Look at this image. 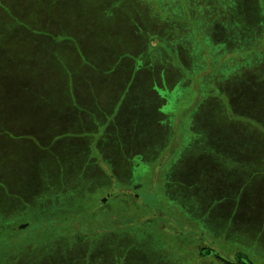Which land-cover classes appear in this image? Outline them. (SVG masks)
Masks as SVG:
<instances>
[{"label":"rangeland","instance_id":"obj_1","mask_svg":"<svg viewBox=\"0 0 264 264\" xmlns=\"http://www.w3.org/2000/svg\"><path fill=\"white\" fill-rule=\"evenodd\" d=\"M200 246L264 264V0H0V264Z\"/></svg>","mask_w":264,"mask_h":264},{"label":"flooded vegetation","instance_id":"obj_2","mask_svg":"<svg viewBox=\"0 0 264 264\" xmlns=\"http://www.w3.org/2000/svg\"><path fill=\"white\" fill-rule=\"evenodd\" d=\"M95 144L98 145V142L97 143L95 142ZM130 154H131V152H130ZM130 154L128 156V159L126 157H124L125 159L128 160L127 162H124L121 159V156H118V161H117V164L115 166L118 168L119 171L123 172V169H126V168L128 169V168H130L131 165L135 166L134 160L137 159V157H139V156L136 157L135 154H138V152L137 151H133L132 154L131 155ZM135 170H136V168H135ZM172 184H175V183L174 182L173 183H169L168 182L167 188L169 186L172 187L173 186ZM137 187H138V189H137ZM133 189H135V190L131 191V189L127 188V190H130V192H125V191H122V192H124L123 195L127 196V200L130 199L128 201H132L133 204H136V201L138 200L137 198H139V196H140V195L137 194L136 191L139 190L140 187L139 186H135V188H133ZM147 190H148L147 191L148 194H150V184L148 185V189ZM133 198H134V200H133ZM118 205H120V204H118ZM143 205H145V204H143ZM228 207H229V209H227L226 215L225 216L223 215L222 217H224V221L228 222L227 224L229 225L230 221H234V216H233V212H230V206H228ZM132 221H134V220H132ZM135 221L138 222L137 226L140 227L141 229L145 230L144 233H146L148 236H150V218L148 217L146 220H143L142 222H140L139 218L136 217ZM127 225H128V223L124 224V226H127ZM19 226L12 227L11 228L12 230L10 231V234L8 236H10L11 234H14V232H17L19 230ZM20 228H22V227H20ZM127 228H125L124 230L119 231L116 237L119 236V238L122 240L123 237L125 239L130 238V237H127L126 235L131 236V234H135L134 231L128 230ZM157 229H158V226H156V230ZM34 237L35 236H30V238H28V240L34 239ZM71 245H73V244H71ZM65 252L66 253L68 252L67 247L65 248ZM226 253H227V255L229 254L232 257V260L227 259L224 255H221L220 253L216 252L215 250H211L208 247H206V248L205 247L202 248V246L199 247V254L201 256H204V257H206V256L209 257L211 261L214 259V260H218L222 264H227L226 262H224L220 258V257H222V258H225V259H227L229 261L238 260V262L240 264H250V263L256 264L255 261L251 258L250 254L247 253V251L243 250L242 248L229 247L228 249H226ZM123 260H124V258L121 260V262H117L116 261L115 264H123ZM131 264H134V262L131 263Z\"/></svg>","mask_w":264,"mask_h":264},{"label":"water","instance_id":"obj_3","mask_svg":"<svg viewBox=\"0 0 264 264\" xmlns=\"http://www.w3.org/2000/svg\"><path fill=\"white\" fill-rule=\"evenodd\" d=\"M224 262H226L227 264H240L239 262H238V260H236V261H229V260H227V259H225V258H222V257H220ZM250 264H253V263H250Z\"/></svg>","mask_w":264,"mask_h":264}]
</instances>
